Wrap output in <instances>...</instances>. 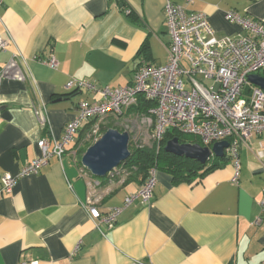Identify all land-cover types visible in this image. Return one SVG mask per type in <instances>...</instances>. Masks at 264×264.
<instances>
[{"label":"crops","instance_id":"0c3cea01","mask_svg":"<svg viewBox=\"0 0 264 264\" xmlns=\"http://www.w3.org/2000/svg\"><path fill=\"white\" fill-rule=\"evenodd\" d=\"M124 2L0 0V38L9 39L0 70L15 58L26 73L24 81H0V264H264V134L240 146L238 168L230 158L178 182L158 170L152 200H135L112 229L97 228L87 207L94 177L76 150L84 126L62 158L51 157L39 173L19 177L11 193L1 192L2 175H18L39 156L40 139H60L80 101L101 98L87 90L68 95V81L123 86L141 63L168 61V2L204 12L218 36L244 34L226 19L229 10L264 22V0ZM52 55L55 68L48 64ZM143 179L110 181L100 209L121 205Z\"/></svg>","mask_w":264,"mask_h":264},{"label":"built area","instance_id":"2783aa9c","mask_svg":"<svg viewBox=\"0 0 264 264\" xmlns=\"http://www.w3.org/2000/svg\"><path fill=\"white\" fill-rule=\"evenodd\" d=\"M165 14L171 35L168 61L163 65L141 63L132 83L123 86L99 87L89 80L68 81V91L87 90L99 93L101 98L80 101L76 115L65 125L60 139H40L39 156L26 162L18 175L3 174L2 193H11L19 177L39 173L51 157L62 158L67 145L86 123L92 120L98 123L111 115L122 116L137 104L140 94L156 102L141 118L158 150L166 130L174 128L198 137L203 146L211 149L216 142L228 141L225 156L233 159L238 168L240 146L247 144L253 134H264V90L249 80L251 74L264 68V22L229 10L226 19L238 23L244 30V34L231 38L218 36L204 12L189 13L185 6L168 2ZM8 41L0 38V50L5 49ZM48 64L57 66L53 55ZM4 78L26 79L17 59H11L0 70V81ZM40 120L45 126V116ZM157 172L156 167L149 168L140 188L127 195L119 206L102 211L98 204L100 196H94L87 207L96 227L100 229L105 224L108 229L114 228L119 214L135 200L149 203L154 196ZM237 175L236 169L233 183H237ZM261 205L264 207V199ZM260 221L258 218L255 223Z\"/></svg>","mask_w":264,"mask_h":264},{"label":"trees","instance_id":"16d2710c","mask_svg":"<svg viewBox=\"0 0 264 264\" xmlns=\"http://www.w3.org/2000/svg\"><path fill=\"white\" fill-rule=\"evenodd\" d=\"M111 1L125 5L124 0H111ZM261 74L264 76V73ZM77 92L78 90H70L68 95L71 96ZM155 105H156L155 101L146 99L144 95L140 94L138 97L137 104L129 107L128 112H136L139 115L148 114L149 110ZM95 123L96 120L89 121L84 125V129L87 130L91 128ZM108 128H116V127L115 126L105 127L103 132L106 131ZM119 130L125 131L124 129H119ZM183 135L186 134L180 133L174 128H168L161 141V147L159 150L157 148V144L153 147H149V146L133 147L130 150L131 155L125 161L121 162L119 168H125L128 170L133 169L134 173L132 174V176L142 175L143 178L146 179L149 168L156 167L157 170H163L170 173L173 177L174 182L192 181L198 175L202 176L205 173L215 168L222 167L230 160L228 156L213 157L207 164L204 165L194 159H189L184 156H176L164 150L166 142L174 137H178L180 142L182 143L185 142L200 143V141H198L195 138L186 140L184 139ZM98 179L99 181H101L102 185H106L109 182V175H107L104 178H98ZM144 179L143 181H145Z\"/></svg>","mask_w":264,"mask_h":264},{"label":"water","instance_id":"95a60500","mask_svg":"<svg viewBox=\"0 0 264 264\" xmlns=\"http://www.w3.org/2000/svg\"><path fill=\"white\" fill-rule=\"evenodd\" d=\"M120 5L123 6V4ZM249 80L264 90V76L259 73L251 74ZM62 99L58 98L54 101ZM130 138L128 131L108 128L81 156L82 166L95 178L106 177L131 155ZM228 146L229 142L224 140L214 143L211 149L200 143H182L178 137H174L166 142L164 150L176 156L194 159L205 165L213 157L225 156L224 149Z\"/></svg>","mask_w":264,"mask_h":264},{"label":"rangeland","instance_id":"374dc122","mask_svg":"<svg viewBox=\"0 0 264 264\" xmlns=\"http://www.w3.org/2000/svg\"><path fill=\"white\" fill-rule=\"evenodd\" d=\"M259 73H264V70H260ZM129 109V108H128ZM128 109L124 112L122 116H108L104 118L103 120L98 121L96 123L97 127L94 128L92 126L91 128L85 130L84 135L82 138L79 140L78 146L76 148L77 153L81 156L84 154L86 149L92 145L102 134L105 127L108 126H115L116 128L119 129H124L125 131H128L130 133V150L133 147H144V146H149L153 147L156 144L153 143L154 141L150 138V134L148 133V127L145 125L143 122L141 115H139L136 112H128ZM95 130H94V129ZM93 129V130H92ZM92 130V131H91ZM90 135V138H89ZM78 134H77V139H78ZM184 139L190 140L192 138L197 139L200 141L197 137H194L193 135H183ZM87 139V140H86ZM73 147H76V144L73 145ZM133 169L128 170L125 168H117L115 171L111 173V176H109V182L106 185H102L101 181H99L98 178H95L94 176V181H93V186L91 188L92 195L94 196H99L102 195L106 188L109 187L110 181L113 182V185L119 180L126 178L128 175H132ZM118 178V179H117ZM118 183V182H117Z\"/></svg>","mask_w":264,"mask_h":264},{"label":"flooded vegetation","instance_id":"af4514ba","mask_svg":"<svg viewBox=\"0 0 264 264\" xmlns=\"http://www.w3.org/2000/svg\"><path fill=\"white\" fill-rule=\"evenodd\" d=\"M95 197H97V196H95Z\"/></svg>","mask_w":264,"mask_h":264}]
</instances>
